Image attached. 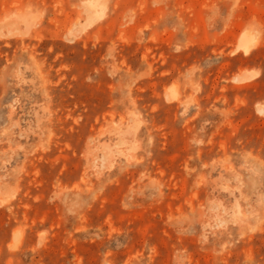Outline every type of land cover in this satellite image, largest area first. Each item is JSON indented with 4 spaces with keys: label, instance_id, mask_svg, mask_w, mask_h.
Returning a JSON list of instances; mask_svg holds the SVG:
<instances>
[{
    "label": "rangeland",
    "instance_id": "1",
    "mask_svg": "<svg viewBox=\"0 0 264 264\" xmlns=\"http://www.w3.org/2000/svg\"><path fill=\"white\" fill-rule=\"evenodd\" d=\"M257 104L264 0H0V264H264Z\"/></svg>",
    "mask_w": 264,
    "mask_h": 264
},
{
    "label": "bare ground",
    "instance_id": "2",
    "mask_svg": "<svg viewBox=\"0 0 264 264\" xmlns=\"http://www.w3.org/2000/svg\"><path fill=\"white\" fill-rule=\"evenodd\" d=\"M88 10L86 12L87 18L85 23L83 24V28H88L91 27L96 21L102 19L103 17V12L102 10L100 11H95L93 8V5L88 4ZM74 36L71 35L70 39L68 38L69 41L73 40ZM257 45V39L256 37L251 34L249 31H244L240 33L238 40H237V45L234 47L232 51L229 52V55L234 56L236 54H241L244 56L249 55L252 50L256 47ZM258 74V73H257ZM257 74H254V71L252 72H247L242 71L240 74L234 75L231 78V81L234 83H243V82H250L252 78L258 76ZM163 99L167 104H173L178 102V94L177 91L174 87V85H169L168 87L163 89ZM254 110L261 116H264V106L263 104H257L254 107ZM139 130V123L131 119L130 115L127 118V124L126 127L123 131V134H125L127 137H133ZM121 140H119L118 144H121ZM100 152L101 156V162H108L111 158V149L107 145H104L98 149ZM96 162V160H95ZM75 189V186L69 188V190ZM11 198L9 199H0V206L6 205ZM237 210L232 212L233 217L237 216ZM220 216H223V213L221 214H216L214 218V227L219 228L221 226H226L225 223H227L226 220H223ZM23 238V232L16 230L12 233L11 236V242L7 245V249L11 252L17 251L19 248V245L21 243V240ZM39 239V244L41 241H43V236L42 233L38 235Z\"/></svg>",
    "mask_w": 264,
    "mask_h": 264
},
{
    "label": "crops",
    "instance_id": "3",
    "mask_svg": "<svg viewBox=\"0 0 264 264\" xmlns=\"http://www.w3.org/2000/svg\"><path fill=\"white\" fill-rule=\"evenodd\" d=\"M192 67H195V66H192ZM192 67H190V68H192ZM246 71L249 72V73L252 72V71H254V74H257V73H258V72L256 71V69H247ZM239 74H240V73H236L235 75L238 76ZM257 75H258V74H257ZM257 77H258V76L252 78L250 82L254 81ZM191 82H193L194 84H196V82H194V81H192V80H191ZM246 83H249V82L236 83V84H246ZM189 91L191 92V94H189L190 96H195V92L191 89V87H189ZM263 106H264V104H263ZM11 236H12V235H11ZM37 238H38V237H37ZM22 240H23V238H22ZM22 240H21V243H20L19 247L22 245ZM10 242H11V241H10Z\"/></svg>",
    "mask_w": 264,
    "mask_h": 264
}]
</instances>
